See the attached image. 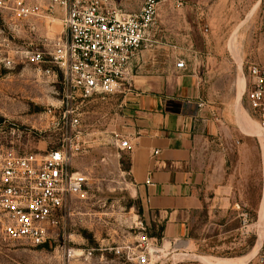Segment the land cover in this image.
Masks as SVG:
<instances>
[{
    "label": "rangeland",
    "instance_id": "rangeland-1",
    "mask_svg": "<svg viewBox=\"0 0 264 264\" xmlns=\"http://www.w3.org/2000/svg\"><path fill=\"white\" fill-rule=\"evenodd\" d=\"M18 1L0 4V59L14 61L10 68L0 62V146L13 142L21 152L45 154L73 143L80 149L74 150L72 170L88 181L84 193L72 198L71 216L56 242L34 247L0 239V264H139L143 251L148 264L252 259L264 241V130L244 91L248 65L264 64V0H157V24L145 58L157 55L160 70L186 58L188 70L199 78L200 98L219 119L213 120L216 143L228 151L220 179L228 186L227 201L205 206L183 233L169 236L165 224L143 216L128 157L113 143L123 126L111 117L115 99L86 100L79 109L81 124L72 131L62 117L77 104L57 110L55 117L49 113L66 96L62 74L48 56L42 63L31 57L61 37L64 12L51 9L50 0H24L39 8L25 17ZM144 1H130L131 9ZM70 249L74 254L68 258Z\"/></svg>",
    "mask_w": 264,
    "mask_h": 264
},
{
    "label": "built area",
    "instance_id": "built-area-1",
    "mask_svg": "<svg viewBox=\"0 0 264 264\" xmlns=\"http://www.w3.org/2000/svg\"><path fill=\"white\" fill-rule=\"evenodd\" d=\"M50 1L51 9L59 6L64 12L63 33L59 39L42 44L43 49L34 51L31 60L42 63L44 56H48L62 74L66 96L49 113L55 117L57 110L77 104L71 111H64L62 117L72 131L81 124L79 109L86 100L95 95L130 91L134 63L152 43L158 2L145 0L138 11L128 12L118 8L116 0ZM5 3L6 0H0L1 5ZM16 6L25 17L39 10L24 0ZM0 62L8 68L14 64L10 58ZM176 67L185 69L186 62L179 60ZM45 73L57 76L51 69ZM244 93L264 130V64L248 65ZM213 116L219 120L216 113ZM114 145L119 150L133 148L127 138L116 139ZM79 149L70 143L36 154L21 152L13 142L0 146V239L34 247L57 241L71 216L72 198L84 193L88 181L84 173L72 170L73 153ZM73 254L70 249L68 258ZM136 259L139 264L150 262L145 251ZM254 264H264V248L256 254Z\"/></svg>",
    "mask_w": 264,
    "mask_h": 264
},
{
    "label": "crops",
    "instance_id": "crops-1",
    "mask_svg": "<svg viewBox=\"0 0 264 264\" xmlns=\"http://www.w3.org/2000/svg\"><path fill=\"white\" fill-rule=\"evenodd\" d=\"M130 1L116 0V6L138 11L131 9ZM144 52L134 63L130 91L105 95L117 102L112 120L123 125L112 138L113 143L127 138L133 144L131 150L122 151L128 157L143 216L154 224H165L168 236L179 235L205 206L227 201L228 186L220 179L228 151L216 143L215 111L200 98L199 78L188 70L186 58H177L160 70L158 56L148 59ZM179 60L186 62L185 69L176 67ZM173 104L177 110L169 109ZM260 247L258 252L264 241ZM255 256L246 264H254Z\"/></svg>",
    "mask_w": 264,
    "mask_h": 264
},
{
    "label": "bare ground",
    "instance_id": "bare-ground-1",
    "mask_svg": "<svg viewBox=\"0 0 264 264\" xmlns=\"http://www.w3.org/2000/svg\"><path fill=\"white\" fill-rule=\"evenodd\" d=\"M218 261H219V260H218ZM220 261H221V260H220ZM212 262H213V261H212ZM220 264H225V263H222V262H221Z\"/></svg>",
    "mask_w": 264,
    "mask_h": 264
},
{
    "label": "trees",
    "instance_id": "trees-1",
    "mask_svg": "<svg viewBox=\"0 0 264 264\" xmlns=\"http://www.w3.org/2000/svg\"><path fill=\"white\" fill-rule=\"evenodd\" d=\"M169 109H170V105H169ZM171 110V109H170Z\"/></svg>",
    "mask_w": 264,
    "mask_h": 264
}]
</instances>
